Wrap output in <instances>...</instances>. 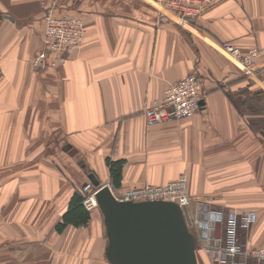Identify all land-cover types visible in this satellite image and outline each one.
<instances>
[{
	"label": "crops",
	"instance_id": "obj_1",
	"mask_svg": "<svg viewBox=\"0 0 264 264\" xmlns=\"http://www.w3.org/2000/svg\"><path fill=\"white\" fill-rule=\"evenodd\" d=\"M207 1L182 16L155 0H0V264H109L96 232L81 241L93 214L56 231L89 173L120 190L185 174L194 199L254 208L264 247V55L248 77L223 50L264 47V0ZM49 10L84 36L34 70ZM192 74L199 110L148 126L144 109ZM107 161L122 162L116 186Z\"/></svg>",
	"mask_w": 264,
	"mask_h": 264
},
{
	"label": "built area",
	"instance_id": "obj_2",
	"mask_svg": "<svg viewBox=\"0 0 264 264\" xmlns=\"http://www.w3.org/2000/svg\"><path fill=\"white\" fill-rule=\"evenodd\" d=\"M167 10H177L182 16H194L201 12L207 0H155ZM2 16L0 15V24ZM84 36V23L78 17L55 16L51 10L44 16V49L32 60L34 70L54 68L65 61L64 54L76 49ZM223 50L236 61L244 73L251 77L256 60L264 55V47H250L245 52L226 44ZM264 87V70L260 76ZM203 99L202 81L197 75H189L171 83L160 100L144 109L143 115L148 126L178 121L192 117L200 108ZM107 185L113 197L122 202L171 201L185 206L190 217V230L198 231L201 248L210 264H264V247L244 245L241 233L248 231L257 220V213L251 210L227 211L213 209L208 199H194L188 192L187 176L181 174L164 185L145 184L131 189H116ZM93 189L91 195L82 200L87 211L96 207V188L91 183L82 186L83 191ZM94 199V200H93ZM193 233V232H192ZM194 234V233H193ZM195 236V235H194ZM196 237V236H195ZM196 240V238H195Z\"/></svg>",
	"mask_w": 264,
	"mask_h": 264
},
{
	"label": "water",
	"instance_id": "obj_3",
	"mask_svg": "<svg viewBox=\"0 0 264 264\" xmlns=\"http://www.w3.org/2000/svg\"><path fill=\"white\" fill-rule=\"evenodd\" d=\"M203 100L200 101V107ZM106 235L109 264H198L195 236L185 206L164 200L122 202L109 187L87 175Z\"/></svg>",
	"mask_w": 264,
	"mask_h": 264
},
{
	"label": "rangeland",
	"instance_id": "obj_4",
	"mask_svg": "<svg viewBox=\"0 0 264 264\" xmlns=\"http://www.w3.org/2000/svg\"><path fill=\"white\" fill-rule=\"evenodd\" d=\"M83 177H84L83 178L84 181H86L85 183H87V182L90 183L88 178H86L85 175H83ZM92 191H93V189H90V190H88L86 192L82 190V192L85 194L84 199L88 198L91 195ZM208 201H209V203H210V205H211V207L213 209L227 211L228 209L233 208V209L240 210V211L251 210V211H254V212L257 213V211L254 208L250 209L248 207H238V208L231 207V208H227V209H222L220 207H216L215 204L218 203L216 199H214V198L213 199H208ZM90 212H92L96 222H94V224H90L87 228L83 227L84 230L80 229V231H81L80 232L81 233L80 234L81 241H83L85 239V241L88 242L89 238H91V239L94 238L93 235L96 232L98 237H100L101 240H102V243H100V244H103V245H99V247L103 251V247L106 245V242H107L106 235H105V230H104V226H103V217H102V214L100 213L99 209L97 208V206L93 207L90 210ZM257 221H258V214H257V220H256L255 224L252 227H250L248 231H243L241 233V235H242L241 239H242V242L244 243V245H246V243H248L247 244L248 246L255 247L254 244H253V236H254V229H255L254 227H255ZM192 232L196 236L195 237L196 238V254H197V258H198V263L199 264H210V261L207 259V257L205 256V254H204V252H203V250L201 248V245H200L201 241H200V237H199L198 231L194 228L192 230ZM256 248H260V247H256ZM102 257H104V256H102Z\"/></svg>",
	"mask_w": 264,
	"mask_h": 264
},
{
	"label": "trees",
	"instance_id": "obj_5",
	"mask_svg": "<svg viewBox=\"0 0 264 264\" xmlns=\"http://www.w3.org/2000/svg\"><path fill=\"white\" fill-rule=\"evenodd\" d=\"M113 184L118 185L121 178V161H107ZM85 194L82 192V187L74 190L68 204L67 211L63 215L62 222L56 225V231L62 232L68 225L75 227L87 226L92 220V213L87 211L82 205V200ZM101 213V212H100ZM198 260V258H197ZM199 264V263H198Z\"/></svg>",
	"mask_w": 264,
	"mask_h": 264
},
{
	"label": "bare ground",
	"instance_id": "obj_6",
	"mask_svg": "<svg viewBox=\"0 0 264 264\" xmlns=\"http://www.w3.org/2000/svg\"><path fill=\"white\" fill-rule=\"evenodd\" d=\"M94 200V199H93ZM95 201V200H94Z\"/></svg>",
	"mask_w": 264,
	"mask_h": 264
}]
</instances>
